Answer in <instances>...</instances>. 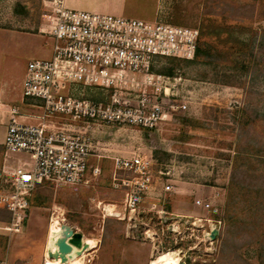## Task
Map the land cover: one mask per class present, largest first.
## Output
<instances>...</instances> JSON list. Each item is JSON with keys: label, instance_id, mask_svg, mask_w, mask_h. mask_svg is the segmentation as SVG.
Wrapping results in <instances>:
<instances>
[{"label": "rangeland", "instance_id": "1", "mask_svg": "<svg viewBox=\"0 0 264 264\" xmlns=\"http://www.w3.org/2000/svg\"><path fill=\"white\" fill-rule=\"evenodd\" d=\"M121 1L0 0V84L10 76L18 82L30 61L50 56L58 8L109 14ZM158 7L156 21L198 28L212 56L177 65L156 129L101 130L97 157L88 159L98 175L91 169L83 185L38 187L19 232L0 230V260L54 264L46 251L56 217L92 243L78 264H264V0H159ZM172 67L163 61L154 70ZM130 87L121 95L132 103L147 88ZM83 93L95 101L108 95L94 87ZM6 130L1 124L0 140ZM113 156L154 160L157 188L138 214L125 210L126 189L114 180L133 175L116 171ZM11 219L0 210V227Z\"/></svg>", "mask_w": 264, "mask_h": 264}, {"label": "built area", "instance_id": "2", "mask_svg": "<svg viewBox=\"0 0 264 264\" xmlns=\"http://www.w3.org/2000/svg\"><path fill=\"white\" fill-rule=\"evenodd\" d=\"M56 11L49 33L50 56L27 64L23 87L24 100L39 103L42 122L24 123L17 107L8 112L4 158L7 161L24 154L29 161L19 159L15 166H0V209L12 217L0 230L7 232H19L38 187L83 185L91 169L94 176L100 173L88 163L94 154L93 140L84 133L67 130L66 124L60 129L46 124V119L63 115L86 127L156 129L164 114L162 97L173 96L169 83L177 78L154 69L170 59L194 60L200 38L198 28L163 21L145 22L64 7ZM133 74L142 75V79H133ZM135 84H144L150 90H142L140 99L132 103L121 94ZM90 87L108 92L107 98H88L83 91ZM170 107L175 109L174 105ZM113 160L116 171L133 175L132 179L114 180L126 189L125 210L138 214L144 197L157 188L154 160L140 156ZM171 189L170 185L163 186L166 193ZM195 205L201 207L203 203L196 200ZM0 264L8 263L0 260Z\"/></svg>", "mask_w": 264, "mask_h": 264}, {"label": "crops", "instance_id": "3", "mask_svg": "<svg viewBox=\"0 0 264 264\" xmlns=\"http://www.w3.org/2000/svg\"><path fill=\"white\" fill-rule=\"evenodd\" d=\"M132 1V0H131ZM131 1L129 0H122L121 4L118 8L114 9L113 12L109 14H114L119 17L124 18H131V19H138V20H145L148 22H154L157 20L158 16V2L159 0H146L144 3H140L141 10L143 12L136 13L134 12L135 9L139 7L132 6ZM130 2V3H129ZM136 3V2H135ZM75 4V3H74ZM130 4V5H128ZM77 5V4H76ZM74 5V6H76ZM65 6H66V0H65ZM79 6V5H78ZM139 9V8H138ZM108 13V12H107ZM26 75V67L23 72V76L18 79V82H15L13 80V77L10 76V79H6L3 81V83L0 84V125H5L7 128L8 122H9V109L11 107H17L20 110V120L27 124H39L42 122L41 116H42V110L39 107V103H32L30 101H25L23 96V87H24V80ZM46 124H54L57 128H62L63 125H70L66 126L67 130H70L71 132H74L76 134L84 133L88 135L94 142V144H97L98 146L101 145V141H98L100 139L98 138V134L102 131H106L107 128L105 126H90L86 127L83 122L75 121L71 117L58 115L54 117H49L46 119ZM7 131V130H6ZM6 131L3 133L2 138L0 140V147H4V141H5V135ZM3 157L0 158V166L2 165H12L15 166L18 164L19 158H16L15 156L10 157L7 159V161L4 158V154L2 151ZM96 158L94 154L90 158ZM115 158V156L110 157ZM98 159H105L108 160L107 157L101 158V155H99ZM111 159V160H112ZM22 161V160H21ZM90 168L96 167L91 164ZM90 172V171H89ZM2 210V209H0ZM7 224V223H3ZM36 262V260H35ZM34 261H32L31 264H35Z\"/></svg>", "mask_w": 264, "mask_h": 264}, {"label": "bare ground", "instance_id": "4", "mask_svg": "<svg viewBox=\"0 0 264 264\" xmlns=\"http://www.w3.org/2000/svg\"><path fill=\"white\" fill-rule=\"evenodd\" d=\"M63 225L58 218L53 219L48 235L46 256L48 261L54 264H78L76 254L80 252L83 255L84 252L90 251L93 248L92 243L85 242L83 238L74 240Z\"/></svg>", "mask_w": 264, "mask_h": 264}, {"label": "trees", "instance_id": "5", "mask_svg": "<svg viewBox=\"0 0 264 264\" xmlns=\"http://www.w3.org/2000/svg\"><path fill=\"white\" fill-rule=\"evenodd\" d=\"M207 44H209V43L206 42V40H205V38H203V36L201 37V33H200V38H199L196 56H195L194 60H192V61H181V60H177V59H170V60H168V62L170 63V65H172L174 67H172L171 69H169L165 72L161 71L159 73L173 78V77H175V74H176V70H177L176 67L181 62L191 64V63H197L199 61L206 60L207 58L211 57L212 56V55H210L211 49L209 47H207ZM92 100H96V99H92Z\"/></svg>", "mask_w": 264, "mask_h": 264}, {"label": "water", "instance_id": "6", "mask_svg": "<svg viewBox=\"0 0 264 264\" xmlns=\"http://www.w3.org/2000/svg\"><path fill=\"white\" fill-rule=\"evenodd\" d=\"M63 226L69 231L70 235L73 237L74 240H79L82 238V235L74 234V232L72 231V229L69 226H67V225H63ZM84 251H86V250H84ZM76 255H77V257L81 256V253L78 252ZM65 262H66V259H65Z\"/></svg>", "mask_w": 264, "mask_h": 264}]
</instances>
